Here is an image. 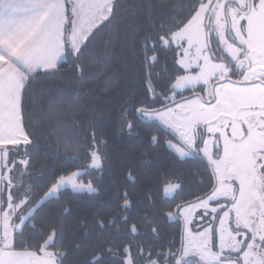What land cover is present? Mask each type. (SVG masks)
Instances as JSON below:
<instances>
[{"label":"trees","instance_id":"16d2710c","mask_svg":"<svg viewBox=\"0 0 264 264\" xmlns=\"http://www.w3.org/2000/svg\"><path fill=\"white\" fill-rule=\"evenodd\" d=\"M209 1L113 0L109 19L78 53L66 46V60L56 70L28 77L20 105L28 143L13 155L0 213L9 198L14 205L25 196L35 210L14 234L13 252L40 254L54 236L48 250L58 264H122L125 244L151 251L150 258L137 256L136 264H176L184 224L180 213L173 216L210 197L215 176L205 159L174 153L171 133L145 122V115L203 95L199 88L173 97L184 71L180 50L164 41ZM95 153L102 168L83 178L96 194L66 190L37 208L60 179L86 170ZM25 179L33 180L28 191L21 190ZM172 185L178 191L168 198L166 186Z\"/></svg>","mask_w":264,"mask_h":264},{"label":"rangeland","instance_id":"374dc122","mask_svg":"<svg viewBox=\"0 0 264 264\" xmlns=\"http://www.w3.org/2000/svg\"><path fill=\"white\" fill-rule=\"evenodd\" d=\"M104 3L112 9L113 0H4L0 4V52L10 61L0 72V119L10 117L20 128L12 139L0 140V193L16 166L13 155L28 143L20 107L28 77L56 70L66 60V46L78 53L109 19L107 11V19L99 17L102 12L97 7ZM215 5L216 0H210L182 30L164 41L165 46L180 50L179 66L184 71L174 85L173 97L203 88L205 100L193 98L145 117L176 136L177 141L168 142V147L181 159L200 156L215 173V194L180 212L185 254H197L207 263L230 264L203 252L212 247L214 231L224 238L231 229L239 231L236 244L249 243L250 251L264 241V0H224L216 9ZM227 26L234 33L228 37ZM214 38L219 44L215 50ZM101 168L95 153L86 170L60 179L37 208L66 190L96 194L83 177ZM32 181L25 179L21 190L28 191ZM172 187V192L166 190L168 198L178 191V186ZM30 202L31 197L25 196L11 205L9 198L0 213V264H58L57 255L48 250L54 236L40 254L12 251L14 234L35 210L29 209ZM206 215L212 216V223L200 233L195 230L196 221ZM256 264H264V258L257 257Z\"/></svg>","mask_w":264,"mask_h":264},{"label":"flooded vegetation","instance_id":"af4514ba","mask_svg":"<svg viewBox=\"0 0 264 264\" xmlns=\"http://www.w3.org/2000/svg\"><path fill=\"white\" fill-rule=\"evenodd\" d=\"M222 1H224V0H222ZM222 1H220V3ZM215 9H216V5H215ZM227 30H228V32L226 33L227 34L226 36L228 37L230 34H232L233 31H232V29L230 31L229 26H227ZM212 42H213L212 43V48L214 50L215 49H218L219 48V44H218V42L216 41L215 38L213 39ZM220 53L222 54V52H220ZM225 60H227V58ZM227 62L229 63V61H227ZM231 82H234V79L233 78L231 79ZM195 98H202V99L205 100L204 91H203V95H200L199 94ZM188 100H190V99L189 98H187V99H183L182 98V99H179L177 101L173 100V103H172L173 106L171 108H174V107H176V106H178V105H180V104H182V103H184V102H186ZM210 103L213 104V102H210ZM145 122H148V121L146 120ZM153 124H155V123H153ZM169 133H171V135L173 137V140H171V141H177L176 136L171 131H169ZM197 157H200V156H197ZM200 158H202V157H200ZM210 167H211V165H210ZM211 169L213 170L212 167H211ZM263 171H264V163L262 164L261 172H263ZM213 173H214V171H213ZM214 176H215V173H214ZM262 184L264 186V181H263ZM216 186H217V183H216V178H215V190H214L213 194L210 197H208L207 199L203 200V201H206V200L210 199L215 194V192H216ZM203 201H201V202H203ZM222 202H224V201H221L219 203H222ZM175 218H176V216H175ZM211 219H212V216L211 215H206V217H203V221H201V220L196 221L195 230H197L200 233H203V232L207 231L206 227L212 223L211 222ZM216 222H217V220H214V223H216ZM184 231L185 230H184V226H183V246H182L181 251H180L179 256H178V258H179L180 255H181V264H216V263H211V262L210 263H207L205 260H203L202 257H200L197 254H193V253H191V255L185 254V251H184V248H185L184 247L185 246L184 245ZM240 235L241 234H240L239 231H234V230L231 229V232L228 233L227 236L224 238L223 237V234H221L219 231H214V233H213V244H212V247L211 248L209 247L210 249L209 248H206V250L203 251V252L209 253V254L213 255L214 257L215 256H219V257H221V261H224L226 263L238 264L236 258L238 257L239 253L236 252L235 249H237L238 247L241 248L242 246H246V247L249 248V245H248L249 243L248 244L247 243L246 244H243V243H240V241H238L241 245H239V244L237 245L236 244V239H237V237H240ZM247 239L250 240L248 237H247ZM260 243H257V244H260ZM214 257L213 258L211 257L213 261H214Z\"/></svg>","mask_w":264,"mask_h":264},{"label":"snow or ice","instance_id":"6c2138e0","mask_svg":"<svg viewBox=\"0 0 264 264\" xmlns=\"http://www.w3.org/2000/svg\"><path fill=\"white\" fill-rule=\"evenodd\" d=\"M109 3H104L102 5H99L97 7L98 10L102 12V15H99L101 19H107L108 17L104 15V12L107 11L108 13L111 12V7L108 6ZM99 159L97 160V164H99ZM89 190L94 191V189L89 185ZM166 190L168 192L173 191L172 186H166ZM126 195V194H125ZM125 203L128 204L130 201L127 199L125 200ZM130 230L133 235L138 234V229L135 224H131ZM156 229H153V232H155ZM247 238V237H246ZM251 243V241H250ZM7 248V245L4 246ZM108 251H112L111 248L107 249ZM236 252L239 253L238 257L236 258L238 264H256L257 257L264 258V241H262L260 244L255 245L251 251L248 247L242 246L241 248L235 249ZM152 253L151 251L145 253L144 249L142 247H134L132 244H125L123 247V255L121 257L122 264H136V257H151ZM99 258V257H97ZM55 264V262H54ZM150 264H155V261H150ZM176 264H181L180 258H177Z\"/></svg>","mask_w":264,"mask_h":264},{"label":"crops","instance_id":"0c3cea01","mask_svg":"<svg viewBox=\"0 0 264 264\" xmlns=\"http://www.w3.org/2000/svg\"><path fill=\"white\" fill-rule=\"evenodd\" d=\"M220 1L222 0H216V7L220 5ZM9 66L10 61L0 52V72L7 69ZM13 123L12 119L7 116H3V118L0 119V140L12 139L11 135L19 132L18 129L20 128L18 124L16 123V125Z\"/></svg>","mask_w":264,"mask_h":264},{"label":"water","instance_id":"95a60500","mask_svg":"<svg viewBox=\"0 0 264 264\" xmlns=\"http://www.w3.org/2000/svg\"><path fill=\"white\" fill-rule=\"evenodd\" d=\"M148 113H152V112H148ZM142 116H143V112L140 111V112L138 113V117H139V119L143 120ZM179 212H180V209H178V210L176 211V213H175V216H176V217L178 216V213H179ZM179 258H180V260H181V255H180Z\"/></svg>","mask_w":264,"mask_h":264}]
</instances>
